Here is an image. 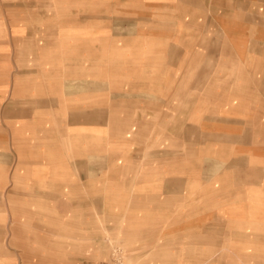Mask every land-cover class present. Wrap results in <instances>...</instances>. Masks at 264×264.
Segmentation results:
<instances>
[{
    "label": "rangeland",
    "instance_id": "obj_1",
    "mask_svg": "<svg viewBox=\"0 0 264 264\" xmlns=\"http://www.w3.org/2000/svg\"><path fill=\"white\" fill-rule=\"evenodd\" d=\"M182 4L181 0H0V81L5 88L7 86L1 98L5 94L7 98L11 95L9 86L13 84L18 69L32 67L33 56L27 55L26 49L35 48L37 44L27 45L24 38L31 37L39 42V69H45L46 50L65 47L50 45L45 39L53 35L50 28H56L54 38L60 37V20L66 16L87 20L85 34L96 41L101 40L97 32L109 26L102 42L81 45L82 53H78L91 68L99 67L105 80H111L112 66L119 63L125 68L117 77L118 81L128 87L147 65L153 79V94L159 96V101L166 100L179 106L176 111L167 110L163 102L161 108L157 101L151 104L150 110L140 105L132 109L126 107L127 115L122 110L123 123L104 125L98 135L99 138L102 136L101 140L91 136L87 145H100L104 157L99 163L101 171L97 175H88L89 189L79 187V173L73 171L67 182L56 181V187L47 188L42 183L43 187L36 196L31 189L25 188V195L8 200L9 214L35 213L39 219L35 221L38 228L56 229L55 237L41 235L38 238L40 245L48 244V239L57 242L56 264H142L149 260L145 251L150 243L140 241L133 245L129 241L128 226H134L129 216L137 214L142 219L145 211L159 213L156 206L165 196L160 178L167 175L164 163L171 160L192 163L190 144L194 141L199 143L197 148L202 152L227 148L230 158H238L236 154L242 147L240 141H210L208 135H220L227 129L237 136L247 122H254L252 118L257 111L258 99L255 86L262 63L264 69V0H187L183 4L186 7ZM184 8L188 12H184ZM119 19H130L138 25L136 40L130 44L132 54L126 52L119 56L118 49L123 48V43L112 40L110 27ZM17 38L22 44H17ZM175 54L178 55L177 61ZM135 70L137 77L132 75V78ZM199 73L204 74L203 78L198 77ZM198 83L200 87L193 88ZM179 85L187 86L188 90L180 97L170 91ZM160 86L167 90L155 91ZM184 97L190 100L189 104H185ZM104 110L112 121V107ZM174 111L181 118L180 124L176 119L173 123L165 118V112L174 115ZM212 117L219 123L209 122L208 118ZM225 119L229 122L224 123ZM142 120L147 124L138 123ZM0 127L8 129L3 124ZM194 129L200 133L199 138L188 134V130L193 132ZM168 132L173 134L168 135ZM176 138L180 140L176 141ZM166 152L177 155L162 156ZM183 175L187 185L180 196L186 199L192 197L195 190L192 189L191 174ZM229 176L210 191L216 193L217 214L239 204L236 174ZM91 180L94 183H90ZM64 184L67 187H63ZM228 188H231L229 201L225 203ZM3 197L0 211H6ZM187 201L179 203L168 198V214L176 211L190 219L187 214L192 208ZM145 207L150 209L145 210ZM200 213L198 217L202 218ZM24 223L32 225L31 220ZM214 223L219 227L221 217H217ZM175 226L181 228V222ZM216 238L215 252L202 247L198 255L193 254V259L188 253L191 239L177 240L175 237L177 247L163 253L162 260L164 264H261L262 260L257 258L264 255L257 254L253 246L248 247L251 251L245 254L241 251L240 241L235 242L231 236ZM48 254L46 251L40 256L47 261ZM245 255L248 258L243 261ZM150 261L160 264L154 254Z\"/></svg>",
    "mask_w": 264,
    "mask_h": 264
},
{
    "label": "crops",
    "instance_id": "obj_2",
    "mask_svg": "<svg viewBox=\"0 0 264 264\" xmlns=\"http://www.w3.org/2000/svg\"><path fill=\"white\" fill-rule=\"evenodd\" d=\"M181 1L183 4L184 1L187 3V0ZM183 11L188 12L185 8ZM85 23L87 24V20L62 17L60 20L62 26L58 29L61 35L56 38H54L56 28H50L53 35L51 34L45 41L50 45H65V47H49L46 50L48 53L44 55L47 58L46 68H40L41 70L39 69V42L34 38L25 37L23 40L25 44H37L35 48L33 46L26 49L27 55L33 56L31 69H18L13 84L9 86L11 95L8 98L6 94L1 98L3 89H7V86L5 88L2 80L0 81V126L3 124L8 128L0 127V192L3 191L0 193V199L4 198L3 195L5 196L3 202L5 201L6 206V211H0V264L57 263L55 260L57 242L54 239H48V244L40 245L41 240L38 239L41 235L48 238L55 237L56 229L38 228L35 221L39 219L35 213L9 214L7 208L9 199L25 195L23 193L25 188L31 189L33 195H38V190L43 187L42 183L47 188L56 187V181L57 183L67 182L73 171L79 173L81 181L79 187L89 189L88 175L89 173H92V176L93 173L97 175L101 171L99 163L104 157L100 145L95 147L87 145L88 141L92 140L91 136L95 135L96 140H101L102 136L99 138L98 135H101L104 125L123 123L125 118L122 110L127 115L126 107L132 109L140 105L150 110L151 104L157 101L161 108H163V102L167 110L176 111L179 107L166 100L159 101V96L153 94V79L147 65L140 70V77H137V70L132 72L131 77L133 75L137 78L134 81L131 80L128 87L119 83L117 78L121 76L125 68L123 65L120 66L118 63L115 64L117 67L112 66L111 80H105V77L100 75L99 67L91 68L87 60L78 55L82 53L81 45L90 46L102 42L105 29L109 26L97 32L101 35L102 41H96L97 39L93 40L91 36L88 37L85 34ZM137 29L138 25L130 19H119L112 24L110 27L112 40L123 43V48L118 49L119 56L126 52L132 54L130 44L132 42L134 44L136 40L134 36ZM18 41H21L19 38L16 42L22 44V41ZM148 55L150 56V53ZM174 59L178 60L177 54ZM25 64L26 61L22 66ZM261 66L255 86L258 99L257 111L252 118L254 122H247L237 136L227 129H224L220 135H208L210 141L229 143L240 141L242 147L236 154L238 158H230L231 154L227 152V148H221L218 151L208 149L202 152L197 148L199 143L192 142L190 144L192 163L184 164L183 161L175 160L164 163L163 168L167 175L160 178L165 196H163L164 199L161 198L163 200L158 206L155 204L159 213L145 207V210L149 211L143 213L142 219L137 214L133 216L130 214L129 219L133 220L134 226H128L129 241L133 245L140 241L151 244L147 245L149 249L145 251L149 260L142 264H157L158 261H153L154 263L150 261L152 254L154 259L158 258L160 264H164L163 253L176 248L177 240L183 237L191 239L192 245L189 246L188 253L192 254L193 259V254L198 255L202 247L215 252L216 236L221 235L231 236L235 242L240 241L241 251L245 254L251 251L248 247L253 246L257 254L264 255V79H261L264 78L263 63ZM197 75L203 78L204 74ZM199 84H195L193 88L198 89ZM186 87L179 85L175 87V90L170 91L179 94L178 97H180L188 92ZM162 89L160 86V89L155 91L167 90ZM105 92L108 93L105 94ZM184 98L185 104H189L190 100ZM106 107L113 109L112 121L104 110ZM199 108L200 106L197 107L198 111ZM175 111L174 115L171 114L172 112H165V118L173 123L176 119V123L180 124L181 118H178ZM208 121L214 124L219 123L215 117L208 118ZM223 122L228 123L229 120L225 119ZM138 123L147 124L143 120ZM187 132L199 138L200 133L197 130ZM171 133L168 132V135ZM165 155L176 156L177 154L166 152L162 156ZM184 173L191 174L192 189L195 190L192 197L186 198L192 208L187 214L190 219H185L183 214H177L176 211L171 214L167 212L168 198L179 203H186V199L180 196L187 185ZM232 173L236 174L235 183L239 185V204L227 209L229 210L227 212L217 214L214 196L216 193L213 194L210 191L215 189L216 183L228 179L227 177H230ZM169 174L172 176H168ZM90 183H94V180ZM201 185L203 187L200 189ZM58 186L61 187L59 184ZM91 186L93 188L94 185L91 184ZM63 187H67V184ZM98 187L96 185V188ZM228 189L225 203L229 201L231 188ZM0 203L2 204L1 201ZM200 211L202 218L198 217L201 214ZM179 215L182 218L178 217ZM217 217H221L222 220L219 227L214 223ZM30 220L32 225L24 223ZM180 222L181 228L173 227L174 224L180 225ZM64 247L68 248L67 245ZM46 251L49 253L47 261L40 256V253ZM243 258V261H246L248 256L245 255ZM257 259L262 260L261 264H264V256Z\"/></svg>",
    "mask_w": 264,
    "mask_h": 264
}]
</instances>
